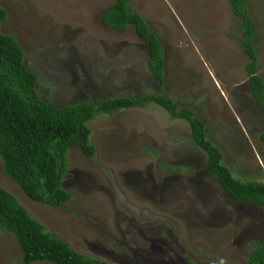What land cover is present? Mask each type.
Instances as JSON below:
<instances>
[{
    "label": "rangeland",
    "instance_id": "obj_1",
    "mask_svg": "<svg viewBox=\"0 0 264 264\" xmlns=\"http://www.w3.org/2000/svg\"><path fill=\"white\" fill-rule=\"evenodd\" d=\"M130 2L163 41V85L148 71V48L134 28L102 23L114 0H2L8 18L0 32L17 39L38 93L54 106L169 97L195 112L236 178L264 183V116L251 99L229 0ZM247 8L264 82V0H247ZM89 128L95 156L69 152L65 189L73 197L64 209L31 201L0 159V186L76 252L108 264H246L264 241V209L224 192L184 120L148 103L101 115ZM0 264H22L5 232Z\"/></svg>",
    "mask_w": 264,
    "mask_h": 264
},
{
    "label": "trees",
    "instance_id": "obj_2",
    "mask_svg": "<svg viewBox=\"0 0 264 264\" xmlns=\"http://www.w3.org/2000/svg\"><path fill=\"white\" fill-rule=\"evenodd\" d=\"M1 2L0 24L8 18ZM229 2L239 26L238 35L233 37L242 45L248 60L245 70L251 99L264 116V82L257 74V25L249 14L247 0ZM101 20L104 26L117 32H123L129 26L134 28L137 37L148 48V71L158 84L163 85V41L143 16L132 8L130 0H114L102 12ZM24 56L17 39L0 32V159L5 175L31 201L52 209L66 208V203L73 197L65 189L70 167L69 152L77 149L88 158L95 156L89 124L101 115L154 103L172 118L189 124L193 141L207 154V170L217 176L230 198L242 205L264 209V183L243 182L222 165V154L207 140L205 125L192 109H179L173 100L163 95L89 99L58 108L38 93V78L27 68ZM44 92L47 94L49 89L44 88ZM260 140L264 144V133ZM3 232L14 237L22 255V264H108L73 250L64 240L47 231L14 195L0 186V233ZM253 248L246 264H264V241L255 242Z\"/></svg>",
    "mask_w": 264,
    "mask_h": 264
}]
</instances>
